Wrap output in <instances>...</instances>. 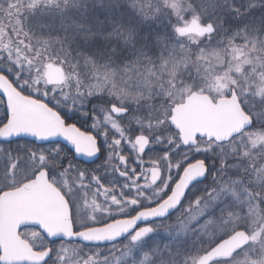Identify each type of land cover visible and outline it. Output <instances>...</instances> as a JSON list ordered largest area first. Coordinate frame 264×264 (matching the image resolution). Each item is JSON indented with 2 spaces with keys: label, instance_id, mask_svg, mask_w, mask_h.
I'll use <instances>...</instances> for the list:
<instances>
[{
  "label": "snow or ice",
  "instance_id": "6c2138e0",
  "mask_svg": "<svg viewBox=\"0 0 264 264\" xmlns=\"http://www.w3.org/2000/svg\"><path fill=\"white\" fill-rule=\"evenodd\" d=\"M0 264H264V0H0Z\"/></svg>",
  "mask_w": 264,
  "mask_h": 264
}]
</instances>
